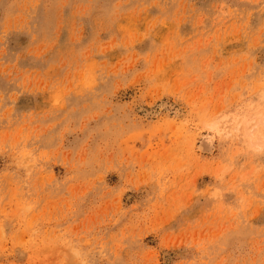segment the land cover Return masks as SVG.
Wrapping results in <instances>:
<instances>
[{"label":"rangeland","instance_id":"obj_1","mask_svg":"<svg viewBox=\"0 0 264 264\" xmlns=\"http://www.w3.org/2000/svg\"><path fill=\"white\" fill-rule=\"evenodd\" d=\"M0 264H264V0H0Z\"/></svg>","mask_w":264,"mask_h":264},{"label":"bare ground","instance_id":"obj_2","mask_svg":"<svg viewBox=\"0 0 264 264\" xmlns=\"http://www.w3.org/2000/svg\"><path fill=\"white\" fill-rule=\"evenodd\" d=\"M261 121H262V120H261ZM262 122H263V121H262ZM262 124H263V123H262ZM262 126H263V125H262ZM258 130H259V129H258ZM251 131H252V130H251ZM257 132H258V131H257ZM257 132H256V133H257ZM253 133H254V132H253ZM256 133H255V134H256ZM255 134H254V135H255ZM252 135H253V134H252ZM256 135H257V134H256ZM258 136H259V135H258ZM249 138H251V136H249ZM255 138H257V137H255Z\"/></svg>","mask_w":264,"mask_h":264}]
</instances>
